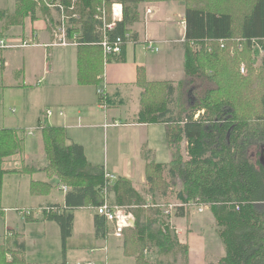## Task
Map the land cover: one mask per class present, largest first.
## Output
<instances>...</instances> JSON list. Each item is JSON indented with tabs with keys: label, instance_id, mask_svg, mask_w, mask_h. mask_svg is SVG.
I'll return each mask as SVG.
<instances>
[{
	"label": "trees",
	"instance_id": "trees-1",
	"mask_svg": "<svg viewBox=\"0 0 264 264\" xmlns=\"http://www.w3.org/2000/svg\"><path fill=\"white\" fill-rule=\"evenodd\" d=\"M59 1L66 8L72 4V0ZM157 1L163 0H76L78 17L70 19L76 20L75 31H82L80 43L100 42L102 33L97 27L101 23L94 17L97 8L103 5L109 15L111 3L118 2L122 5V19L105 34L108 38L121 36L126 42L127 26L139 15L138 5ZM180 1L185 4V36L184 78L176 83L182 101L177 107L179 114L174 116L168 106L175 85L147 82L139 70L137 84L143 89L139 121L164 123L170 148L185 139L189 160L182 161L175 153L169 163L151 161L147 164L146 182L152 184L154 174L169 166L184 185L176 194L182 205L175 215L186 216L183 205L190 201L209 206L225 252L208 264H264V0ZM34 6L47 9L42 2L16 0L12 14L0 8V19L19 22L29 16ZM260 55L261 64L256 66ZM197 109H204V113L195 118ZM49 139L53 163L73 189L67 194V205H83L86 198L93 206L99 204L100 189L105 183L103 167L89 164L81 145L61 146L52 134ZM16 142L0 135V186L5 173L1 159L21 147L20 141ZM109 192L113 204H137L130 208L135 217L134 229L124 230L125 253L134 256L135 264H147L144 245L157 246L158 253L174 245L186 254V246L180 244L167 220L145 214V201L129 180L115 178ZM69 198H73L71 203ZM43 214L59 224L64 253L73 229V215L53 209L43 210ZM24 215L30 216L31 212ZM100 221L105 222L102 218ZM11 237L8 242H0V264H28L22 243L15 234Z\"/></svg>",
	"mask_w": 264,
	"mask_h": 264
},
{
	"label": "crops",
	"instance_id": "crops-1",
	"mask_svg": "<svg viewBox=\"0 0 264 264\" xmlns=\"http://www.w3.org/2000/svg\"><path fill=\"white\" fill-rule=\"evenodd\" d=\"M0 8L8 14L14 12V8L12 12L6 11L1 5ZM137 9L138 18L127 26L126 36L129 38L121 53L107 58H104L99 42L78 41L81 30L75 31V42L67 33L70 43L62 45L50 23L41 18L27 16L14 23L0 19V38L7 36L36 40L34 45L0 49V135H7L14 142L17 140L21 143L20 148L1 159V168L5 173L0 189L3 182L6 194L13 188V195L7 200L9 206L3 207V211L8 212L5 219L9 223L8 234H15L17 241L22 243L28 264H39L34 261V257L52 238L61 245L62 259L46 264H62L63 261L65 264H115L113 259L118 258V253L134 260V256L125 253L124 234L123 237L114 236L113 240L108 241L110 225L101 223L88 198L83 205H67V194L73 189L59 175L53 163L49 137L54 135L61 146L72 143L81 145L89 164L102 166L115 178L129 180L140 194L143 187L147 186V164L151 161L162 164L171 161L172 154L168 161L156 159L158 148L150 139L158 132L157 125L165 126L166 136V125L139 121L143 89L138 86L137 78L139 70L144 72L145 80L151 83L169 82L175 85L184 78L181 56L184 54L185 4L180 0L142 2ZM46 11H54L59 19L57 10L47 8ZM121 19L122 14L120 18L114 19L112 27L115 21ZM36 20H42V25L35 24L38 22ZM10 28H13V32L7 33ZM149 40L153 45H166L169 53L180 46L177 64L174 65L167 54L156 57L150 64H137L146 58L143 59V52L135 45L141 42L147 46ZM28 52L34 53L26 62ZM97 61L101 62V69L95 66ZM111 61L117 64L131 63L128 81L116 76L117 83H109L108 73L105 72L104 76V65ZM99 87L104 90L105 102L99 101ZM8 91H24L14 101L17 111L14 107L10 108L11 102L6 98ZM5 99L8 103L4 106ZM46 109L52 110L49 116L45 114ZM38 125L41 127L35 128ZM32 128L35 129L29 134ZM132 128L141 133L138 142L134 139H138L140 133H133ZM35 135H38L36 140L33 138ZM26 139L29 141L27 145ZM100 142L104 148L105 143L110 142L111 152L107 150L105 153L102 148L96 154L99 147L94 148V144ZM69 201L71 203L73 198H69ZM47 207L57 213L73 215V229L65 243L64 253L59 224L43 214ZM25 211L31 212V215H23ZM83 229L88 231L85 233ZM74 238L79 241L69 246Z\"/></svg>",
	"mask_w": 264,
	"mask_h": 264
},
{
	"label": "rangeland",
	"instance_id": "rangeland-1",
	"mask_svg": "<svg viewBox=\"0 0 264 264\" xmlns=\"http://www.w3.org/2000/svg\"><path fill=\"white\" fill-rule=\"evenodd\" d=\"M15 1L16 0H0V5L2 8H5L6 11L12 12V9L13 8L15 9ZM37 2L43 3V0H38ZM27 4L29 5L30 3ZM29 13H30L29 14L30 18H34V19L41 18L45 20V22L50 23L51 26L57 23L58 14H56L54 11H46L39 8L38 6L37 7L34 6L33 9L29 10ZM36 21L38 22H36L35 24H37L38 26L42 25V22H40L42 20H36ZM75 21L76 20H71L69 16L66 25L67 33L70 36V39L72 40L74 39L73 35L75 34V29L78 28ZM105 21L108 24H112L114 18L112 17L111 12L109 15L106 16ZM12 32H13V28H10V30L7 33H12ZM29 38H33V37H29ZM33 39H34L33 42L36 43L35 38ZM154 46L157 47L158 49L157 51L149 50L145 43L138 42L135 45V47H137L139 50L143 52V56H142L143 59L146 58L144 61H138L137 64L139 65H144L147 63L150 64L152 63L153 60H155L156 57H162L165 54L170 56L169 58L173 60L174 65L177 64V62L179 61L177 54L180 50V46H176L175 50L171 51V53L166 51V45L164 44H154ZM33 53L34 52L27 53L26 62L28 58L33 55ZM136 53L138 54L139 52L136 51ZM35 57L37 58V55H35ZM181 58L183 59L182 56ZM261 59L262 57L260 55L255 63L256 66L261 64L262 61ZM95 66L101 69V62L97 61V64H95ZM132 67H134V64H132ZM37 69L40 71L41 67L38 65ZM130 70H131V63L129 61L127 63H120V64L111 61L110 63H105L104 65V76H105V72L108 73V81L110 84L117 83V80H115L114 78L116 76H121L124 79H126V81H128L130 78L129 76ZM179 89L180 86L177 87V84H175L174 91L168 105L169 108H171L174 116H177V114H179L177 107L178 104L182 102L180 99L181 91H179ZM8 94L9 95H7L6 98L11 102L10 108L14 107L17 111V106L14 103V101L19 99L22 96V94H24V91H8ZM24 97L26 98V95H24ZM7 99L4 100V106L7 105L8 103ZM194 112L203 114L204 109H200V110L197 109ZM156 127L158 128V132L153 134L152 138L150 136V139L153 141L155 148L156 147L158 148L156 159L158 161H168L170 160L171 154L173 158V155L175 156V153H178L182 161H188L189 159L187 155L186 140L182 139L181 141H179L177 145L176 143L171 144L170 145L171 149H170L166 141L165 126L157 125ZM132 131L135 134L140 133V131L134 128H132ZM149 135H151V129H149ZM37 136L38 135H35L33 138L36 140ZM140 138H141V133H140V137L138 139H134V141L138 142ZM29 139H31V137H29ZM28 142L29 141L26 139V145ZM107 143L108 144L105 143V148L104 145L101 144V142L100 144L98 143V145L95 143L94 148L99 147L96 154L99 153V151L101 152L102 148L103 151L105 150V153H107V150L111 152L110 142ZM154 175L155 177L153 183L152 184L147 183V186L143 187L141 196L143 197L145 204L142 205V207L146 210L145 214L150 218L160 217L169 222L170 226L173 227V229L175 230V233L177 234L180 244L186 246L185 249L186 254L183 253L184 251L181 248L176 247L174 245L170 247L168 250H162L161 253H158L159 248L157 246L144 245L142 250L143 254L145 255L144 260L147 262V264H208V262L217 261L224 254L225 249L221 239L216 233V227L214 225L213 215L210 212L209 206L207 204H202V203L197 204L190 201L183 205L184 212L187 213L186 218L175 217L178 206L182 205L180 200L176 197V194L183 189L184 187L183 182L178 176L172 174L171 168L169 166L164 167L161 170V172H159L158 174L156 173ZM11 189L12 190L8 191L6 194L5 182H3L2 188L0 189V242H2V240H6L8 242L12 239L11 235L8 234L9 223L8 221L5 220L7 218L6 214H8V212L7 210L3 211L4 210L3 207L9 206L7 200H10L11 196L13 195V188ZM2 192L5 193L4 196ZM120 193L124 194V191L121 190ZM125 204H127V206L129 205L126 201ZM129 206H130L129 209L130 208L133 209L136 208L137 204L136 205L130 204ZM162 213H164L163 214L164 217L163 215H161ZM151 226L154 227L153 224ZM130 229H134V227L133 228L131 227ZM178 230L180 232V235H178ZM82 231L86 233L88 230L83 229ZM77 232L79 233L78 230ZM110 234L113 236L112 233ZM111 235H109L110 236L108 240L109 242L114 238V236L112 237ZM124 236L126 235L124 234ZM76 241H79V239L76 240V238H74L69 244V246L76 245ZM163 249H167V248H163ZM87 250L89 251V248H87ZM145 251L147 253H145ZM60 252H61V245L54 238H52L50 239L49 243L46 244L45 247H43L40 250V253L34 257V261L39 264H46L48 262H59L61 261L60 259H62L60 258L61 257ZM7 256L8 258H10L9 254ZM28 260H30V257H28ZM113 261L115 264H135V259L133 260V258L126 256L122 257L121 253H118V258L115 260L113 259Z\"/></svg>",
	"mask_w": 264,
	"mask_h": 264
},
{
	"label": "built area",
	"instance_id": "built-area-1",
	"mask_svg": "<svg viewBox=\"0 0 264 264\" xmlns=\"http://www.w3.org/2000/svg\"><path fill=\"white\" fill-rule=\"evenodd\" d=\"M75 2L76 0H72L71 6L69 8H66L59 0H43V3L48 9H55L59 12V19L57 20V23L55 25L54 24L52 25V31L57 36L58 42L62 45H66L70 43L69 38L67 36V28H66L69 16L70 18L78 17L75 11ZM110 12L114 19L120 18L122 14V5L118 2H112L110 6ZM106 16H107V12L103 5L97 8V12L94 17L97 20V22L101 23L97 27L98 30L102 31L101 32L102 38L98 44H100L102 47L104 58H107L108 56L111 55L118 56L121 53V47L123 43H125L124 38L121 36H116L114 38L107 37L105 32L106 30L112 28V24L106 23L105 21ZM72 42H75V40L73 39ZM30 45H34V42L28 39L7 38L6 36L0 38V49L12 48V47H26ZM221 46H223V43H221ZM147 47L151 51L158 50L157 47L154 46L150 40L148 41ZM97 94L99 97V101L105 102L106 97L104 94V90L99 88L97 90ZM51 113L52 110L50 109L45 110L46 116H49ZM198 114L199 113L195 115V118L198 116ZM40 127L41 125L35 128H40ZM35 128L29 129V134H31L33 129ZM104 178H105V183L100 189L101 201L96 206H92V208L94 209L98 217L102 218L106 223L110 225L111 228L110 231L113 234V236L123 237L125 229L134 227L135 220L133 217V213L129 209L130 206L117 205L110 202L109 187L113 184V181L115 180V176L110 174L109 172L104 171ZM51 209L53 208L51 207L46 208L47 211ZM22 213L24 215L27 214L28 211ZM145 253L147 252L145 251Z\"/></svg>",
	"mask_w": 264,
	"mask_h": 264
},
{
	"label": "water",
	"instance_id": "water-1",
	"mask_svg": "<svg viewBox=\"0 0 264 264\" xmlns=\"http://www.w3.org/2000/svg\"><path fill=\"white\" fill-rule=\"evenodd\" d=\"M261 155H262V160H263V164H264V148H263V150L261 152Z\"/></svg>",
	"mask_w": 264,
	"mask_h": 264
}]
</instances>
